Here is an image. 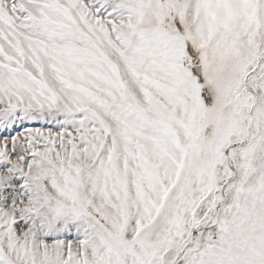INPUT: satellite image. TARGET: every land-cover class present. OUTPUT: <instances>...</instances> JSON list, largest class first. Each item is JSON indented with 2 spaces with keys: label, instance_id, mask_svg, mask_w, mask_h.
Instances as JSON below:
<instances>
[{
  "label": "snow or ice",
  "instance_id": "6c2138e0",
  "mask_svg": "<svg viewBox=\"0 0 264 264\" xmlns=\"http://www.w3.org/2000/svg\"><path fill=\"white\" fill-rule=\"evenodd\" d=\"M0 264H264V0H0Z\"/></svg>",
  "mask_w": 264,
  "mask_h": 264
}]
</instances>
